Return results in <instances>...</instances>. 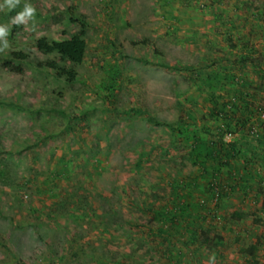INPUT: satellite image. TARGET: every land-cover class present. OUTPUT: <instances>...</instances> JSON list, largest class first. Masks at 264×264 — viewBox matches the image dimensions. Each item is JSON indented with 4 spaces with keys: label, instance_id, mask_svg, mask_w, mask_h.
I'll list each match as a JSON object with an SVG mask.
<instances>
[{
    "label": "rangeland",
    "instance_id": "1",
    "mask_svg": "<svg viewBox=\"0 0 264 264\" xmlns=\"http://www.w3.org/2000/svg\"><path fill=\"white\" fill-rule=\"evenodd\" d=\"M0 24V264H264V0H0ZM80 32L68 83L36 43Z\"/></svg>",
    "mask_w": 264,
    "mask_h": 264
},
{
    "label": "trees",
    "instance_id": "2",
    "mask_svg": "<svg viewBox=\"0 0 264 264\" xmlns=\"http://www.w3.org/2000/svg\"><path fill=\"white\" fill-rule=\"evenodd\" d=\"M39 52L45 55L56 54L59 56V61L48 60L40 65L49 71L55 73V76L59 79H63L68 83H72L76 80L77 72L75 70H68L66 67L61 66V63H69L71 65H77L83 62L86 54V40L85 33L80 32L70 39H65L62 41H49L46 38H40L36 43ZM28 58L27 54L23 52H13L12 60L5 64V67L10 71L21 74L23 73L22 62L26 61ZM14 61L20 62V64H15ZM231 151V150H230ZM216 155L214 151H209V157ZM222 191L215 195V199L222 196ZM240 217V215H238Z\"/></svg>",
    "mask_w": 264,
    "mask_h": 264
},
{
    "label": "clouds",
    "instance_id": "3",
    "mask_svg": "<svg viewBox=\"0 0 264 264\" xmlns=\"http://www.w3.org/2000/svg\"><path fill=\"white\" fill-rule=\"evenodd\" d=\"M19 0H4V4H6L9 8H13ZM36 13V9L29 3H25L22 11L18 12L13 18L12 23H24L26 20L31 19ZM9 32V26L0 24V40H4L3 46L7 47V40L4 39ZM215 254L209 256V264H214L215 262Z\"/></svg>",
    "mask_w": 264,
    "mask_h": 264
}]
</instances>
